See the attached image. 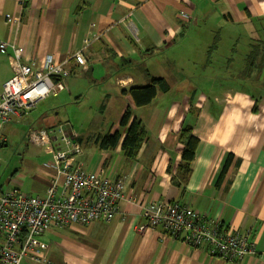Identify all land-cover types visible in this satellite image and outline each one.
Returning a JSON list of instances; mask_svg holds the SVG:
<instances>
[{"label": "crops", "instance_id": "1", "mask_svg": "<svg viewBox=\"0 0 264 264\" xmlns=\"http://www.w3.org/2000/svg\"><path fill=\"white\" fill-rule=\"evenodd\" d=\"M89 27L100 36L84 46ZM242 31L253 41L252 36L264 34V0H0V42L6 43L5 50L0 49V86L13 74L10 57L14 48H21V64L34 67H40L48 55L61 60L79 48L86 61L85 67L71 65L66 90L10 116L20 118L36 108L29 122L33 126L24 139L37 147V154L23 165L29 175L12 172L7 186L0 184V192L42 195L57 180L55 196L68 193L63 176L46 165L51 164L52 154L26 135L45 131L53 149H64L59 115L76 121L68 108L90 95L95 69L100 77L110 74L108 85L95 89L103 97L99 107L103 122L96 121L92 128L89 123L84 130L62 127L65 133L74 131L81 146L74 165L87 172L103 169L110 179L123 181L125 189L111 220L51 225L39 236L47 249L32 255L38 260L26 257L22 264H264V60L260 73L253 70L246 79L237 73L235 39ZM214 34L228 37H219L210 58L213 63H205L207 50L200 63H192L202 67L193 71L199 83L194 88L185 85L183 78L178 79L181 84L169 82L170 73L185 76L179 61H171L170 70L161 60L160 70L134 69L138 59L154 53L167 56L189 44L191 49H203L213 43ZM157 77L165 79L168 91L135 107L128 89L147 85ZM206 80L211 85L206 86ZM165 96L173 99L168 103L159 100ZM92 97L99 99L97 93ZM178 97L181 102L174 100ZM127 107L146 130L132 159L121 149L126 129L119 126V120ZM142 110H146L144 114ZM186 127L199 142L190 174L176 182ZM116 131L120 133L117 144L102 148L100 139ZM6 140L0 135V147ZM153 200L186 205L218 222L223 230L246 237L255 253L230 261L211 256L202 247L188 244L182 234L174 237L160 226L140 230L145 223L144 208Z\"/></svg>", "mask_w": 264, "mask_h": 264}, {"label": "built area", "instance_id": "2", "mask_svg": "<svg viewBox=\"0 0 264 264\" xmlns=\"http://www.w3.org/2000/svg\"><path fill=\"white\" fill-rule=\"evenodd\" d=\"M16 21L19 17L15 18ZM100 34L85 30L83 45L88 46ZM5 42L0 49L5 50ZM79 48L64 59L51 55L44 58L40 67L21 64V48L13 49L10 57L13 74L0 86V132L10 116L32 108L47 96L66 90V79L71 75L72 64L85 67L86 61ZM61 126L64 149H53L48 133H27V139L43 144L52 154L51 164L57 175L63 176V188L68 191L62 197L55 196L57 180H52L42 195L29 196L19 190L0 192V264H22L26 257L47 249L39 236L51 225L65 226L72 223L87 224L91 221H109L118 212V202L125 193L124 182L112 180L104 170L87 172L73 164L74 156L80 154L81 146L76 142V133H65ZM146 227H162L163 230L184 240L193 247H202L211 256L230 261H240L245 255L255 253L253 244L237 232L223 230L219 223L207 220L177 201H150L144 208ZM42 264H53L42 261Z\"/></svg>", "mask_w": 264, "mask_h": 264}, {"label": "rangeland", "instance_id": "3", "mask_svg": "<svg viewBox=\"0 0 264 264\" xmlns=\"http://www.w3.org/2000/svg\"><path fill=\"white\" fill-rule=\"evenodd\" d=\"M215 37V36H214ZM219 37L222 40H225L228 35L226 34H219ZM238 38V40H237ZM240 38V39H239ZM246 35L244 31L237 33L235 41L237 51L241 53L242 49H245L247 42L243 44V41H245ZM210 40V39H209ZM191 44L187 45L186 47H183L181 50H179L178 53L172 52L168 53L167 56L163 55H157L154 53L153 55H150L146 58L138 59V61L135 63L134 69L136 71H142V70H149V72L160 70L161 65L159 64L160 60L161 62L168 67V69L173 68V63L171 61L177 62L179 61L180 67L184 70V75L182 77L174 76L173 73L168 74V77H170V83L173 84L174 82L181 84V81H178V79H185L184 84H188V87H196L199 83L197 82V77L193 74V71L195 69L202 68L201 66L192 65V63L199 62L203 58V55L206 50H209L210 43L205 44L203 49L198 48H192ZM213 50V49H212ZM244 54V53H243ZM213 56V54H212ZM162 58L166 59L167 64H165L162 60ZM165 61V62H166ZM238 63H241L243 65V58L237 59ZM201 70V69H200ZM99 70L95 69L93 72V76L95 77V83H93L92 88H90V95H84L81 100L73 104L71 107L68 108L70 114L74 116L75 122L70 121L69 119H65L63 116L59 115L61 117L60 124L62 126L66 125H73L76 130H84L87 126V124L90 123V128L92 126L94 127L95 122L97 123L103 122V117H101L102 112L99 111L100 104L102 103L103 97L99 95L98 92L97 96L99 99H94L92 95L96 94L95 89L100 90L104 86L108 85L110 80V74H104L103 77H100ZM105 75H108L106 78H104ZM210 83L209 80H206L204 84L207 86ZM211 85V83H210ZM178 93V91H175ZM189 94V93H188ZM51 95V94H50ZM173 97L165 96L164 98H159L160 101H164L165 103H168L169 100H172ZM174 100L182 101L181 97L174 98ZM139 110V114H140ZM146 110H142L141 114H144ZM68 112V113H69ZM28 113V112H27ZM24 114L20 118H10L5 124L1 127L0 135H4L6 140V143L4 146L0 147V184L6 185V179L9 177V175L12 172H18L24 174L26 177L29 175L27 172L23 170V165L26 161H29V158L35 154H37V147L31 143H29L27 140L24 139L25 133L31 129L33 126L31 123H29L31 120H33V117L36 113V108L29 111L28 114ZM107 116V114L105 115ZM80 121V122H78ZM81 126H83V129H81ZM72 128V127H70Z\"/></svg>", "mask_w": 264, "mask_h": 264}, {"label": "trees", "instance_id": "4", "mask_svg": "<svg viewBox=\"0 0 264 264\" xmlns=\"http://www.w3.org/2000/svg\"><path fill=\"white\" fill-rule=\"evenodd\" d=\"M214 36L215 39L214 41H212L213 43H211V45L209 46V50L206 51L207 58L205 63H208L209 65L213 63L210 58L212 57V53L216 52V45L219 41V34H214ZM249 36L250 35H246L248 40H245L248 44L247 50H241L240 53L236 48L235 51L238 54V57H240V59L243 58L244 60L243 65L237 62V73L244 76V79L249 78L253 70H256L257 73H260V61L264 60V47L262 49L260 47V43H262V45L264 44V39H260V37L264 38V34L257 35L258 38L252 36L256 40V43H253L255 40L253 41ZM243 82L245 81L243 80ZM168 89L169 85L165 81V79L157 77L152 78L150 83L147 85L130 87L127 92L129 94L130 100L132 101V104L135 107H141L149 104L155 98L158 92H166L168 91ZM253 110H257L255 104ZM119 126L126 129L125 136L121 141V149L123 150L125 156L132 159L136 155L139 146L146 135L145 127L142 121L133 114L132 110L129 107H127L122 113L119 120ZM184 130L187 135L184 146L182 148L181 160L176 168V182L184 181L190 174V165L194 159L195 151L199 142L198 138L191 135L190 127H186ZM119 136L120 133L117 131L113 132L110 135L103 136L100 139V146L102 148H113L117 144ZM228 163L229 157L226 159L219 179H221V177L223 176Z\"/></svg>", "mask_w": 264, "mask_h": 264}]
</instances>
